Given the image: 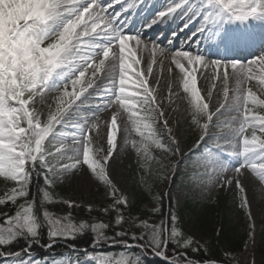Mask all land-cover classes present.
Here are the masks:
<instances>
[{"label":"snow or ice","instance_id":"6c2138e0","mask_svg":"<svg viewBox=\"0 0 264 264\" xmlns=\"http://www.w3.org/2000/svg\"><path fill=\"white\" fill-rule=\"evenodd\" d=\"M137 3L143 0L122 5V11ZM114 4L122 0H0V178L6 182L0 206H10L0 212V264H146L148 255L163 264H219L189 255L206 253L207 242L184 230V181L204 197L212 188L234 191L247 225L246 249L254 254L257 236L264 241V208L254 214L248 194L256 188L264 199V112L257 111L264 110V54L247 61L228 54L256 45L264 49V0H170L140 32L126 30L128 20L109 11ZM169 21L178 22L170 45L191 28L194 39L187 43L199 48L207 42L223 56L206 61L199 51L174 50L170 63L177 72L167 70L165 103L159 80L149 83L165 49L157 42L149 47L141 32ZM141 52L151 54L144 67ZM205 67L212 72L201 81L197 73ZM173 81L186 96L184 123L196 134L187 149L181 119L168 111L178 96ZM46 101L42 118L37 104ZM109 109L103 121L107 147L94 148L93 133ZM118 147L136 151L139 190H122L111 175ZM153 148L169 162L157 159ZM78 173L102 186L106 203L97 206L79 195L56 198L57 185ZM34 178L44 182L39 197L31 192ZM154 182L161 185L156 194ZM145 193L152 199L141 211L137 201ZM55 203L69 210L83 206L89 219L50 211L47 205ZM86 232L94 248L107 244L125 251L96 253L69 243ZM21 240L25 246L14 248ZM62 242L69 254L57 257L54 250ZM36 248L46 255L35 254Z\"/></svg>","mask_w":264,"mask_h":264},{"label":"rangeland","instance_id":"374dc122","mask_svg":"<svg viewBox=\"0 0 264 264\" xmlns=\"http://www.w3.org/2000/svg\"><path fill=\"white\" fill-rule=\"evenodd\" d=\"M151 45H149L150 47ZM166 56L164 58L158 57L157 58V65L154 67L153 75L149 80V83L155 86V81L159 80V96L165 98V103H167L166 97H167V91H168V86H169V73H168V68L172 67L173 68V73L172 75L175 76L177 70L174 68L173 65L170 63L171 59V51H168L165 49ZM139 56L143 58V64L141 65L142 67L146 66L150 60H151V54L150 52H141L139 53ZM161 61L163 63V68H164V73L161 76L160 74V64ZM89 69V73H90ZM212 69L211 68H202L200 72L197 73L198 78H201L202 81V74H208L211 75ZM171 87L172 91L174 94L178 93L177 95L173 96V103L171 107L169 108L168 111H170V115L173 114V110H175L174 115L176 117H179L181 119V123L183 125V128L187 126L186 123H184L183 117L186 115L185 109L187 107V100L186 96L182 91V88L180 87L179 83L177 81L171 82ZM209 87H210V82H209ZM203 91V88H202ZM215 98V94H214ZM37 107L45 113V118H46V113H47V101L45 104H37ZM112 111V109H109L108 112H104L101 114V128L99 133L94 132L93 133V146L94 148H103L106 149V141H105V131L106 128L103 124L104 119H106L109 116V113ZM192 135H195L194 132H192ZM259 135V133H258ZM132 139H135L137 141L140 140V137L133 133ZM195 139L194 138L191 140L193 142ZM183 141H184V147L187 149L190 147L188 143H190V140L187 141L186 136H183ZM119 143V141H118ZM118 155L113 157V161L110 162V165H112V172L111 175L114 176L115 182L117 183V186L121 188L122 190H128V191H133V190H139L137 188V180L141 174V171L139 169L138 163H137V155L135 149L129 147L128 151L124 152L121 151L118 147L117 149ZM153 155L157 157V159H160L163 163L167 164L168 158L165 157V154H160V153H154L152 150ZM104 153L101 152L99 155H103ZM175 159V158H171ZM82 175V173L77 174V178L74 181H70L68 183H61L58 184L59 186H63L66 188L69 192L66 194L64 197H71L72 199H76L77 196H81L86 200H90L91 202L95 203L96 205L104 204L106 201L103 200L102 197V186L100 188L96 187L95 183L90 184L87 180H81L79 177ZM232 175L231 171L225 174V178H230ZM251 176V173H249ZM252 183L256 184L258 181H256L255 177H252ZM184 195L185 197L191 196V199L193 200L194 203H198L202 200L208 199V198H218V197H223L225 193H231L233 190L229 188L227 191L223 188H212L210 190V194L207 197L199 195L200 190L196 189L193 190L192 186L190 185L188 190H184ZM91 194V195H90ZM248 194L252 200L253 204V212L257 216L260 215V204H264V199H261V194L259 189L256 188H249L248 189ZM143 198L146 197V193L142 196ZM186 198L183 200L182 205ZM151 200H148L145 205V209L149 207V202ZM83 207V206H82ZM81 208V207H80ZM77 209V208H76ZM230 224L233 228L237 229L240 235L244 234L247 232V225L245 223V216L244 214L238 210L237 212L233 213L232 215L229 216ZM259 222V221H257ZM189 231L191 235L194 236V238L197 241L203 242L202 237L190 226ZM248 244V240L246 245ZM264 246V243L261 242V237L260 235L257 236V243L254 249V254L253 250L251 248H248L243 250V252H239L233 255V260L237 264H244L245 259H248L249 261L251 259H255L256 264H262L264 262V258L260 256L257 252L259 247Z\"/></svg>","mask_w":264,"mask_h":264},{"label":"trees","instance_id":"16d2710c","mask_svg":"<svg viewBox=\"0 0 264 264\" xmlns=\"http://www.w3.org/2000/svg\"><path fill=\"white\" fill-rule=\"evenodd\" d=\"M259 110V109H258ZM264 112V110H260ZM183 136L185 135L187 141H191L194 138L191 130L188 126L182 129ZM181 175L176 179V184L180 185ZM10 186V185H8ZM38 186L43 187L44 182L42 178H34L33 184L31 186V192L36 194L39 197ZM6 187V182L0 178V195H3V192ZM161 185L157 182H154V194L158 193ZM68 190L64 187H56L55 194L56 198H60L65 194H68ZM235 195H228L224 197H219L215 200H208L198 204H194L190 198L183 203L181 206L180 212L183 217V227L186 232L189 234V227L191 226L203 239V242H207V252H201L199 254L189 253V255L194 256L195 258L201 260H213L219 262V264H237L233 260V255L239 252H243L246 246L247 232L240 235L237 229L233 228L230 224L229 216L239 210L238 200L234 198ZM152 199L151 195L146 194V197H141L137 201V206L141 211L146 210L144 207L148 199ZM103 204L97 205L102 206ZM5 207L10 206H0V212L5 210ZM50 211H53L57 214H67L71 211L74 219L87 220L89 219V214L86 212L84 207L74 208L69 210L65 205L60 203L47 205ZM170 205L165 201L164 210L165 213L169 210ZM264 208L262 205L260 209ZM241 210V209H240ZM93 217H100L99 213H93ZM222 226V228H221ZM221 228V234L216 235V229ZM46 241V237H45ZM131 243V241H129ZM261 242L262 241L261 238ZM70 244H74L77 248L87 249L89 251L93 249H99L101 253H120L125 251L123 248L117 246L112 247L110 245H104L103 247L94 248L92 244V233L86 232L85 234L79 236L74 241H69ZM25 246L24 241H19L14 245V248L19 249ZM60 249V254L68 253L69 249L65 247L64 243L57 244L55 250ZM258 254L264 258V246L259 247L257 250ZM35 254L44 256L46 254L42 249L36 248ZM146 264H163V261L159 258L148 255L146 256Z\"/></svg>","mask_w":264,"mask_h":264}]
</instances>
